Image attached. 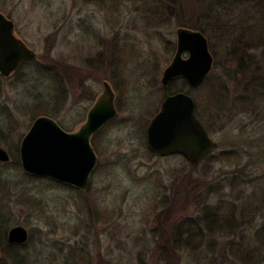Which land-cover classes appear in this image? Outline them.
<instances>
[{
    "label": "rangeland",
    "instance_id": "1",
    "mask_svg": "<svg viewBox=\"0 0 264 264\" xmlns=\"http://www.w3.org/2000/svg\"><path fill=\"white\" fill-rule=\"evenodd\" d=\"M97 1L0 0V12L14 21L18 35L37 54L36 64L49 65V56L75 69L70 72L71 81L67 80V93L63 91V105L55 101L47 72L34 63L27 62L18 77L0 78V130L17 124L18 149L35 116H49L64 130L76 132L105 82L113 87L123 111L96 137L99 163L86 193L49 180L27 179L19 168L0 163V232L5 230L7 239L12 228L27 229L32 241L22 252L29 255L31 264H66L69 256L74 259L70 250L78 252L77 248L81 249L76 255L78 264H153L148 258L142 263L140 253L157 226L164 191L168 189L166 195L173 197L175 185L182 181L177 174L183 169L193 171L186 186L192 215L206 201L232 202L240 213L251 203L264 208L263 122L256 124L252 117L242 115L222 132L211 134L218 144L211 155L239 153L214 163L204 159L194 170L181 156L151 157L147 151V127L168 95L161 78L175 56L177 30L190 18H177L185 10L177 5L180 1L173 4L174 17L160 26L140 25L147 9H140L138 2L127 1L112 13ZM186 6L185 13L190 9ZM126 45L133 52L130 62L125 59L121 65L118 59ZM171 45H175L174 52ZM223 56L217 74L233 66ZM118 70L125 71L128 89L119 84ZM176 86L183 87V82ZM92 91L94 96L87 93ZM1 142L0 135V147L6 149ZM28 199L37 202L35 207ZM261 224L256 219L247 230L254 231ZM225 245L221 239L218 264H240L226 256Z\"/></svg>",
    "mask_w": 264,
    "mask_h": 264
},
{
    "label": "trees",
    "instance_id": "2",
    "mask_svg": "<svg viewBox=\"0 0 264 264\" xmlns=\"http://www.w3.org/2000/svg\"><path fill=\"white\" fill-rule=\"evenodd\" d=\"M108 1L112 3H107ZM127 1L138 2L142 4L140 9H147L143 11L145 14L141 18V26H160L174 17L173 4L178 0H99L97 4L102 9L114 13L121 5H127ZM179 1L177 5L182 9L186 10V4L190 5L187 13L184 10L177 16L179 20L190 17L182 22L180 27L200 31L207 37L215 63L212 73L200 87L192 89L183 80H175L169 87L163 88L164 94L173 95L176 91H187L186 93L195 99L197 115L210 134L222 132L230 122L242 115L252 117L253 123H264V0ZM164 41L171 44L167 39ZM171 46V51L174 52L175 45ZM132 52L128 45L122 48L119 64L125 65V59L130 62ZM221 54L228 57L227 61L233 66H227L222 73L217 74ZM46 61L50 64L44 67L36 64V59L28 62L47 72V76L52 80L55 101L63 105L66 102L63 93V64L49 56ZM127 78L124 70H118L117 80L126 89ZM180 81L183 82V87L176 86ZM157 82L156 79L155 84ZM120 104L117 103L118 111L123 112ZM52 116H55V113H52ZM38 117L35 116L33 121ZM17 127V124L12 122L7 131L0 130L2 143L9 148L12 156V162L3 165L19 168L27 179L45 180L29 176L23 171L19 158V141H15ZM97 136L93 139L95 150ZM147 151L151 157L155 156L149 149ZM96 152L99 154L98 148ZM238 153L236 150L224 151L219 156L211 155L205 159L214 163L230 160ZM190 167L197 169L196 166ZM191 173L193 171L187 172L183 169L177 174L178 181L180 176L182 181L175 185L172 198L168 196V189L164 191L165 195L157 215V226L151 232V240L143 245V252L140 253V256L143 255L140 257L142 263L148 258L153 264H218L216 256L220 249V240L225 239L226 256L240 264H264V208L257 203H251L247 208L240 209V213L232 202L206 201L200 211L192 215L187 207L191 196L186 189ZM32 200L28 199V204L35 207L37 202ZM83 207L85 210L89 209L86 204H83ZM256 219L262 220L260 227L254 231L247 230ZM5 235V230L0 232V264H31L29 255L22 250L28 247L32 238L29 237L25 245H16L9 244ZM80 250L77 248L76 252L71 249L70 254L74 259L69 256L66 264H73V261L78 264L76 255Z\"/></svg>",
    "mask_w": 264,
    "mask_h": 264
},
{
    "label": "water",
    "instance_id": "3",
    "mask_svg": "<svg viewBox=\"0 0 264 264\" xmlns=\"http://www.w3.org/2000/svg\"><path fill=\"white\" fill-rule=\"evenodd\" d=\"M35 57L36 53L14 35V23L0 12V71L9 75L22 60ZM213 67L214 56L207 37L200 31L179 28L176 53L163 73L161 84L168 87L174 80L182 78L189 87L198 88L212 73ZM115 98L114 91L106 83L86 122L76 132L65 131L48 116L38 117L20 146L24 172L88 192L92 174L99 163L92 140L118 116ZM146 137L148 148L155 155H181L192 166L218 147L197 115L195 100L184 92L165 98L147 128ZM10 160L9 153L0 148V162ZM7 238L9 244L25 245L29 233L25 227L16 226Z\"/></svg>",
    "mask_w": 264,
    "mask_h": 264
},
{
    "label": "flooded vegetation",
    "instance_id": "4",
    "mask_svg": "<svg viewBox=\"0 0 264 264\" xmlns=\"http://www.w3.org/2000/svg\"><path fill=\"white\" fill-rule=\"evenodd\" d=\"M8 20H11L9 17H7V16H5ZM13 23H14V21L13 20H11ZM14 35L17 37V38H19V39H21V40H23L19 35H18V33L16 32V27H15V23H14ZM24 41V40H23ZM25 42V41H24ZM25 44L29 47V45L25 42ZM30 48V47H29ZM31 49V48H30ZM33 50V49H32ZM34 59H37V54H36V57L35 58H26V59H24V60H22L21 61V63L19 64V66H18V68L15 70V71H13L12 73H10L9 75H4L1 71H0V78H1V80H2V78L3 79H5V80H7V79H10V78H13V77H18V75L20 74V70H21V68H22V66L26 63V62H28L29 60H34ZM53 65H50V67H52ZM71 68H73V67H70V65L69 64H63V84H64V89H65V92L67 93V85H68V81H71V71H74V70H72ZM115 76V70H113L112 71V77H114ZM0 80V81H1ZM68 80V81H67ZM180 80V79H179ZM52 81V80H51ZM109 84L108 82H105L104 83V88H105V84ZM171 85V84H170ZM109 86L112 88V90H113V87L111 86V84H109ZM84 87H82L81 86V89H80V91H81V93L83 92V94L85 93V95H86V91H82V90H86V88H84ZM103 91H104V89H103ZM114 91V90H113ZM80 93V94H81ZM87 93H89L90 95L92 94L93 96L95 95V93H94V91H92V93L91 92H87ZM103 93V92H102ZM101 93V94H102ZM114 93H115V91H114ZM100 94V95H101ZM85 95H83V97H85ZM100 95H98L97 97H95L94 96V98H95V100H94V102H93V105H92V107L95 105V103H96V101L98 100V98H99V96ZM115 95H116V93H115ZM68 96V95H67ZM168 96V95H167ZM116 99H117V96H116V98H115V106H116V109L118 110V108H117V101H116ZM91 107V108H92ZM91 108H90V110H91ZM89 110V111H90ZM89 111H88V113H89ZM119 112V111H118ZM88 113H87V116H86V120H87V117H88ZM40 117V116H39ZM51 118V117H50ZM37 119V118H36ZM35 119V120H36ZM34 120V121H35ZM34 121H33V123H34ZM86 122V121H85ZM84 122V123H85ZM112 122V121H111ZM32 123V124H33ZM84 123H82V124H80L79 125V127H78V130L80 129V127L84 124ZM110 123V122H109ZM108 123V124H109ZM59 124V123H58ZM108 124H106L101 130H99L96 134H95V136L96 135H98V134H100L105 128H106V126L108 125ZM32 126V125H31ZM61 126V125H60ZM31 128V127H30ZM77 130V131H78ZM66 131V130H65ZM68 132V131H67ZM27 134V133H26ZM25 134V135H26ZM25 135L23 136V138L25 137ZM23 138H22V140H23ZM3 140V139H2ZM22 140H21V143H22ZM21 143H20V146H21ZM1 144L3 145V146H5L6 147V145H4L2 142H1ZM12 146V145H11ZM19 146V145H18ZM13 147V146H12ZM0 148H2V147H0ZM3 149H5V148H3ZM6 149H8L9 150V148L8 147H6ZM5 149V150H6ZM8 150H6L8 153H9V151ZM9 156H10V158H11V160H10V162H12V156H11V153H9ZM19 158H20V148H19ZM10 162H8V163H3V164H9ZM0 163H2V162H0ZM20 163H21V160H20ZM27 174V173H26ZM8 237V236H7ZM7 241H8V238H7Z\"/></svg>",
    "mask_w": 264,
    "mask_h": 264
}]
</instances>
